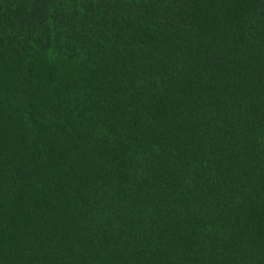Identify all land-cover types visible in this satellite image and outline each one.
<instances>
[{
  "label": "trees",
  "instance_id": "16d2710c",
  "mask_svg": "<svg viewBox=\"0 0 264 264\" xmlns=\"http://www.w3.org/2000/svg\"><path fill=\"white\" fill-rule=\"evenodd\" d=\"M0 264H264V0H0Z\"/></svg>",
  "mask_w": 264,
  "mask_h": 264
}]
</instances>
